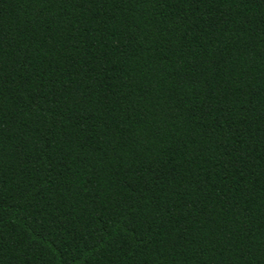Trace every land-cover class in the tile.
<instances>
[{
  "label": "trees",
  "instance_id": "1",
  "mask_svg": "<svg viewBox=\"0 0 264 264\" xmlns=\"http://www.w3.org/2000/svg\"><path fill=\"white\" fill-rule=\"evenodd\" d=\"M0 264H264V0H0Z\"/></svg>",
  "mask_w": 264,
  "mask_h": 264
}]
</instances>
